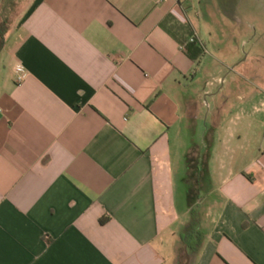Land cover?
Here are the masks:
<instances>
[{
  "label": "crops",
  "instance_id": "1",
  "mask_svg": "<svg viewBox=\"0 0 264 264\" xmlns=\"http://www.w3.org/2000/svg\"><path fill=\"white\" fill-rule=\"evenodd\" d=\"M11 10L0 264H173L176 251L186 264H264V146L248 156L253 132L206 130L185 154L186 205L177 199L173 137L186 117L196 130L189 90L207 52L196 1L0 0V16ZM199 201L200 238L189 233L182 255Z\"/></svg>",
  "mask_w": 264,
  "mask_h": 264
},
{
  "label": "rangeland",
  "instance_id": "2",
  "mask_svg": "<svg viewBox=\"0 0 264 264\" xmlns=\"http://www.w3.org/2000/svg\"><path fill=\"white\" fill-rule=\"evenodd\" d=\"M195 1L199 31L207 52L202 60L204 70L189 90L196 100V130L190 131V121L186 117L181 132H176L173 137L177 199L183 206L186 205L182 181L185 154L186 160L193 156L189 148L201 143L206 130L215 135L224 131L253 132L245 142L246 146H251L248 156L259 146H264V0ZM13 13L15 11L11 10L8 17L11 22ZM206 80L211 81L207 87L204 86ZM203 143H207L206 139ZM240 144L242 141L235 137L236 156L245 158L247 154L243 155L239 150ZM202 204L199 201V207L193 205L195 214L184 232L182 255L186 254L185 244L190 231L193 227H201ZM174 258L173 264L182 262L177 251Z\"/></svg>",
  "mask_w": 264,
  "mask_h": 264
},
{
  "label": "trees",
  "instance_id": "3",
  "mask_svg": "<svg viewBox=\"0 0 264 264\" xmlns=\"http://www.w3.org/2000/svg\"><path fill=\"white\" fill-rule=\"evenodd\" d=\"M9 29H10L9 18L2 16V18H0V50H1V48L5 42V39L8 35V33H9ZM185 48H186V51L188 52V55L192 59H195L196 57H198L202 52L201 47L199 46L196 39L193 37L187 41ZM193 225H195V224H193ZM193 234H196V238L200 235L198 228L193 227V229L190 231V235H193ZM196 243H197V240H195L194 242L192 240H189L187 242V247L192 248L194 246V244H196ZM183 262H182V264H186V262H184V263Z\"/></svg>",
  "mask_w": 264,
  "mask_h": 264
}]
</instances>
